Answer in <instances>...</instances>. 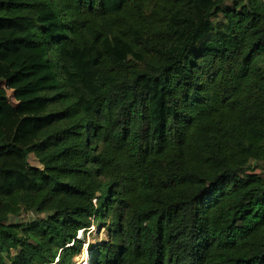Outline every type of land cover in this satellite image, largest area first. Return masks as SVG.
Here are the masks:
<instances>
[{"label": "trees", "instance_id": "16d2710c", "mask_svg": "<svg viewBox=\"0 0 264 264\" xmlns=\"http://www.w3.org/2000/svg\"><path fill=\"white\" fill-rule=\"evenodd\" d=\"M263 173L264 0H0V264H264Z\"/></svg>", "mask_w": 264, "mask_h": 264}, {"label": "rangeland", "instance_id": "374dc122", "mask_svg": "<svg viewBox=\"0 0 264 264\" xmlns=\"http://www.w3.org/2000/svg\"><path fill=\"white\" fill-rule=\"evenodd\" d=\"M10 98H11V102L15 103L13 97H12V92H10ZM30 164L33 167H41L38 160L36 159V157L34 155L30 156ZM256 165V163L254 164ZM258 173H262L260 170L258 171ZM264 174V173H263ZM37 216L34 214H24L22 216V218L19 221H24L26 219L32 220L34 218H36ZM108 228L107 227H94L92 228V230L90 232L87 233L86 238H87V244H86V248L84 250V254L82 255V257H80L78 259L77 264H88L90 262V254L88 252V246L94 245L96 246L97 244L103 243L104 241H108L109 239V234H108ZM15 255V253H14Z\"/></svg>", "mask_w": 264, "mask_h": 264}, {"label": "bare ground", "instance_id": "6f19581e", "mask_svg": "<svg viewBox=\"0 0 264 264\" xmlns=\"http://www.w3.org/2000/svg\"><path fill=\"white\" fill-rule=\"evenodd\" d=\"M81 235H83V233H81ZM92 258L93 257L90 256V262L88 264H91Z\"/></svg>", "mask_w": 264, "mask_h": 264}]
</instances>
